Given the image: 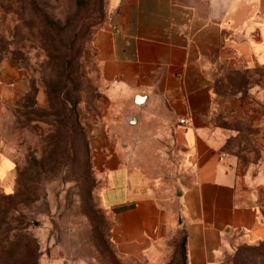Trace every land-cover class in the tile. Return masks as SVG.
<instances>
[{
    "label": "rangeland",
    "instance_id": "obj_1",
    "mask_svg": "<svg viewBox=\"0 0 264 264\" xmlns=\"http://www.w3.org/2000/svg\"><path fill=\"white\" fill-rule=\"evenodd\" d=\"M113 1L0 0V152L9 158L0 167V264H185L174 218L142 256L113 241L115 209L101 197L109 172L98 165L105 155L124 168L143 164L162 202L187 170L162 119L130 122L114 110L96 39ZM256 1L258 10L264 0ZM3 61L15 78H3ZM254 77L227 74L216 84L224 97L218 148L240 169H264V99L246 92ZM255 205L264 225V184ZM211 264H264V236L228 238Z\"/></svg>",
    "mask_w": 264,
    "mask_h": 264
},
{
    "label": "crops",
    "instance_id": "obj_2",
    "mask_svg": "<svg viewBox=\"0 0 264 264\" xmlns=\"http://www.w3.org/2000/svg\"><path fill=\"white\" fill-rule=\"evenodd\" d=\"M256 3L113 1L96 39L114 110L130 122L162 119V131L172 129L174 148H181L180 163L187 168L177 185L181 194L162 202L153 195L143 164L124 168L117 155L99 161L109 172L101 197L115 209L113 241L121 253L149 252L173 218L184 231L185 264H211L223 242L236 234L264 236L255 205L264 169L253 163L240 169L217 141L224 97L216 84L222 76L255 71L246 92L264 99V5L255 10ZM7 63L2 62L8 69L3 78L13 79L19 72ZM3 157L8 158L0 152V167Z\"/></svg>",
    "mask_w": 264,
    "mask_h": 264
},
{
    "label": "water",
    "instance_id": "obj_3",
    "mask_svg": "<svg viewBox=\"0 0 264 264\" xmlns=\"http://www.w3.org/2000/svg\"><path fill=\"white\" fill-rule=\"evenodd\" d=\"M131 120H134V118H132ZM175 194L176 195H180L181 194V188L179 186H177V185L175 186Z\"/></svg>",
    "mask_w": 264,
    "mask_h": 264
},
{
    "label": "built area",
    "instance_id": "obj_4",
    "mask_svg": "<svg viewBox=\"0 0 264 264\" xmlns=\"http://www.w3.org/2000/svg\"><path fill=\"white\" fill-rule=\"evenodd\" d=\"M179 122H180V123H183V122H184V118H183V117H180V118H179Z\"/></svg>",
    "mask_w": 264,
    "mask_h": 264
},
{
    "label": "trees",
    "instance_id": "obj_5",
    "mask_svg": "<svg viewBox=\"0 0 264 264\" xmlns=\"http://www.w3.org/2000/svg\"><path fill=\"white\" fill-rule=\"evenodd\" d=\"M182 245H183V256H184V239H183V244Z\"/></svg>",
    "mask_w": 264,
    "mask_h": 264
}]
</instances>
